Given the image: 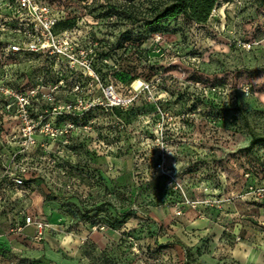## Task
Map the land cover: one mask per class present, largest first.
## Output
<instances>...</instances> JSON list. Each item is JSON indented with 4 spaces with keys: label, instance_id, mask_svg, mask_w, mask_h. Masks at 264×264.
<instances>
[{
    "label": "rangeland",
    "instance_id": "obj_1",
    "mask_svg": "<svg viewBox=\"0 0 264 264\" xmlns=\"http://www.w3.org/2000/svg\"><path fill=\"white\" fill-rule=\"evenodd\" d=\"M167 1L0 0V264H264V0Z\"/></svg>",
    "mask_w": 264,
    "mask_h": 264
},
{
    "label": "trees",
    "instance_id": "obj_2",
    "mask_svg": "<svg viewBox=\"0 0 264 264\" xmlns=\"http://www.w3.org/2000/svg\"><path fill=\"white\" fill-rule=\"evenodd\" d=\"M217 0H169L163 2L149 21V25L157 24L162 20L184 14L197 22H205L213 10ZM250 145L264 143V134L252 130Z\"/></svg>",
    "mask_w": 264,
    "mask_h": 264
},
{
    "label": "built area",
    "instance_id": "obj_3",
    "mask_svg": "<svg viewBox=\"0 0 264 264\" xmlns=\"http://www.w3.org/2000/svg\"><path fill=\"white\" fill-rule=\"evenodd\" d=\"M16 11L15 13L19 14V16L21 14H23L22 12H26L24 14H27L28 16H32L33 18L35 17H40V16H43V14L45 13H48V7H44V6H41L37 1L35 0H17V5L15 7ZM35 21V20H34ZM41 23H43V26H41V29L42 30H50V26L52 27L54 24H55V20L54 22H51V23H44L42 21H40ZM35 25V27H33ZM41 24H39L38 22L35 21V24L34 23H31V24H28V27H24L22 30H24V32L22 30V33H24L25 35V41L24 42H27V43H35V39L34 40H30V36H31V33L33 32L34 29H38L39 26ZM49 39L47 38L44 42V43H49ZM42 44L41 47L43 48H46L49 46V44L47 46H44ZM13 49L15 51H19V50H22L23 47L22 46H19V44L17 45H14L13 46ZM13 184L15 186H23L24 185V179L22 176H16V178H14L13 180ZM5 191V188H0V205H2L3 203H5V199H4V192ZM34 222H36V220L34 219V217L30 214H26L25 217H24V225L27 226V225H30V224H33ZM38 224H37V227L38 229H40V233L42 232V229L45 225V223L41 220H37ZM22 227H16L15 229L12 228V231H15V230H21Z\"/></svg>",
    "mask_w": 264,
    "mask_h": 264
},
{
    "label": "bare ground",
    "instance_id": "obj_4",
    "mask_svg": "<svg viewBox=\"0 0 264 264\" xmlns=\"http://www.w3.org/2000/svg\"><path fill=\"white\" fill-rule=\"evenodd\" d=\"M139 82H137V84H138Z\"/></svg>",
    "mask_w": 264,
    "mask_h": 264
}]
</instances>
